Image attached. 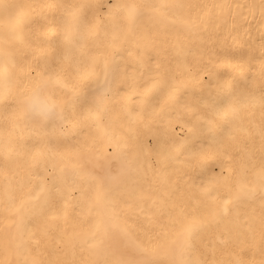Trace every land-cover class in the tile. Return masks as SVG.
<instances>
[{"label": "bare ground", "instance_id": "obj_1", "mask_svg": "<svg viewBox=\"0 0 264 264\" xmlns=\"http://www.w3.org/2000/svg\"><path fill=\"white\" fill-rule=\"evenodd\" d=\"M0 3V264H264V0Z\"/></svg>", "mask_w": 264, "mask_h": 264}, {"label": "snow or ice", "instance_id": "obj_2", "mask_svg": "<svg viewBox=\"0 0 264 264\" xmlns=\"http://www.w3.org/2000/svg\"><path fill=\"white\" fill-rule=\"evenodd\" d=\"M0 7L7 9L10 5L0 3ZM131 15H135L133 11ZM107 68V65H105ZM55 75V72L49 73V77L51 79L52 76ZM49 81L41 79L37 84V88L47 89L49 87ZM99 93L102 94L104 88L106 87V83L102 85H98ZM99 119V117H96ZM119 147V145H117ZM259 177L261 180V192H264V169L259 173ZM44 189L41 188V191ZM240 191L244 192V186L241 185ZM246 195H254V192H247ZM239 199V197H237ZM21 227L24 226L23 220L21 221ZM196 229L192 224H186L183 228L184 235L186 239H184L179 246V251L173 249L172 256L173 258L168 261V264H192L191 261L180 258L177 259L176 256H183V253L188 251L191 248L190 239L193 237ZM125 236L127 239V244L120 248L118 243L114 241L112 246L105 247L104 239L101 237L98 241L94 242L92 247L96 250L97 254H104L105 258L102 261H94L93 264H157V262L152 259V251L143 247L142 241H139L137 237H133L130 233H127L125 230ZM31 264H40L38 260H33ZM237 264H243L242 261H238Z\"/></svg>", "mask_w": 264, "mask_h": 264}]
</instances>
